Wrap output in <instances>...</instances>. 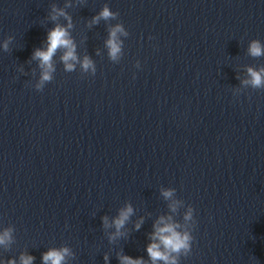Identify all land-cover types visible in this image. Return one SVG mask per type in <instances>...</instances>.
I'll return each mask as SVG.
<instances>
[{"label":"water","instance_id":"95a60500","mask_svg":"<svg viewBox=\"0 0 264 264\" xmlns=\"http://www.w3.org/2000/svg\"><path fill=\"white\" fill-rule=\"evenodd\" d=\"M53 2L64 4L0 0V41L14 38L0 48V229L13 225L16 238L0 257L27 249L42 264L67 244L71 264H104L105 252L118 264L121 249L148 259L159 215L182 222L186 209L171 213L160 191L174 187L196 219L180 264H264V90L232 91L246 65L264 64L247 54L251 39L264 42V0L74 3L77 52L96 73L64 71L57 53L54 79L37 91L31 56L53 27ZM105 3L129 32L119 63L107 56L105 22L87 26ZM126 202L129 235L110 243L101 217Z\"/></svg>","mask_w":264,"mask_h":264},{"label":"clouds","instance_id":"9594fccd","mask_svg":"<svg viewBox=\"0 0 264 264\" xmlns=\"http://www.w3.org/2000/svg\"><path fill=\"white\" fill-rule=\"evenodd\" d=\"M75 4L82 3V0H64L63 6H59L53 2L47 14V19L53 22V27L48 28L45 46L34 48L31 60L37 61V67L40 70L38 79L33 87L37 91H43L45 85L54 79L56 72L55 57L59 53V61L63 65L66 72L76 71L79 65L82 73L94 76L96 73V64L93 59L85 53L81 57L77 52V43L72 35L74 29V21L71 13L67 9L72 8ZM63 18L66 23L61 22ZM119 12L113 11L107 3H105L98 12L87 21V26L91 28L93 25H99L104 21L107 26V38L104 42L107 49V56L110 61L119 63L124 55V40L129 36L128 30L123 22L119 21ZM111 21H117L111 23ZM13 36L8 35L3 41H0V48L5 52L10 51V43ZM151 39V37H150ZM96 54L100 55V50H96ZM247 54L253 58L264 57V42L259 38H253L247 46ZM31 63V61H29ZM135 67L140 68V61L135 62ZM18 71L23 73L24 69L19 66ZM35 74V69H33ZM135 75V74H134ZM237 79L240 86L233 88V95L239 94L242 89L264 90V64L246 65L245 75L243 78L238 74ZM161 195L168 201L167 207L171 213L180 214L179 210L185 208L182 214V222L174 219L172 214H162L154 221L153 231L148 233L149 242L146 245L147 257L133 258L124 253L123 249L116 253L118 264H180V258L190 255L193 229L196 226L194 216V208L191 204L185 205V201L178 198L174 187H161ZM135 209L131 202H126L119 207L117 214L109 219L108 215L101 217L102 226L105 230L114 228V231L107 232V239L110 243H115L120 238H127L128 232L124 231L126 223L134 215ZM144 217H140L135 222V230H139ZM15 227L11 224L0 229V247L5 251H9L15 243ZM76 254L67 244L49 247L42 253V264H71ZM109 254L103 255L104 264H109ZM35 256L29 253L27 249L20 251L18 257H0V264H34Z\"/></svg>","mask_w":264,"mask_h":264}]
</instances>
